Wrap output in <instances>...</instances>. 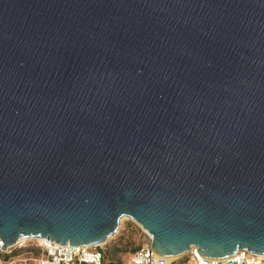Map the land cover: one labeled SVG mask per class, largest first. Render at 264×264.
Masks as SVG:
<instances>
[{
	"label": "water",
	"instance_id": "1",
	"mask_svg": "<svg viewBox=\"0 0 264 264\" xmlns=\"http://www.w3.org/2000/svg\"><path fill=\"white\" fill-rule=\"evenodd\" d=\"M264 257V0H0V240Z\"/></svg>",
	"mask_w": 264,
	"mask_h": 264
},
{
	"label": "built area",
	"instance_id": "2",
	"mask_svg": "<svg viewBox=\"0 0 264 264\" xmlns=\"http://www.w3.org/2000/svg\"><path fill=\"white\" fill-rule=\"evenodd\" d=\"M140 229L150 240V236L141 227ZM46 240L21 238L5 250H1L2 241L0 240V264H102L105 259V253L100 245L72 247L66 244L60 246ZM186 254L190 256L188 264H264V259H260L264 257L252 255L244 250H239L231 257L217 260L200 257L195 248H191ZM175 262V258L155 254L148 244L133 251L128 264H176Z\"/></svg>",
	"mask_w": 264,
	"mask_h": 264
},
{
	"label": "rangeland",
	"instance_id": "3",
	"mask_svg": "<svg viewBox=\"0 0 264 264\" xmlns=\"http://www.w3.org/2000/svg\"><path fill=\"white\" fill-rule=\"evenodd\" d=\"M148 244H150V240L140 227L128 218H122L119 221L117 232L100 246L105 253V264H128L130 254ZM175 259L176 264H188L190 262L188 254Z\"/></svg>",
	"mask_w": 264,
	"mask_h": 264
},
{
	"label": "trees",
	"instance_id": "4",
	"mask_svg": "<svg viewBox=\"0 0 264 264\" xmlns=\"http://www.w3.org/2000/svg\"><path fill=\"white\" fill-rule=\"evenodd\" d=\"M136 250H137V249H136ZM134 251H135V250H134ZM102 264H105V263H104V261H103V263H102Z\"/></svg>",
	"mask_w": 264,
	"mask_h": 264
},
{
	"label": "bare ground",
	"instance_id": "5",
	"mask_svg": "<svg viewBox=\"0 0 264 264\" xmlns=\"http://www.w3.org/2000/svg\"><path fill=\"white\" fill-rule=\"evenodd\" d=\"M260 259H264V258H260Z\"/></svg>",
	"mask_w": 264,
	"mask_h": 264
}]
</instances>
